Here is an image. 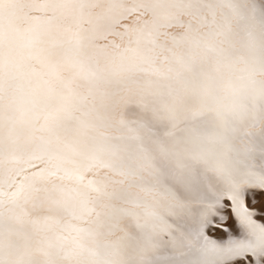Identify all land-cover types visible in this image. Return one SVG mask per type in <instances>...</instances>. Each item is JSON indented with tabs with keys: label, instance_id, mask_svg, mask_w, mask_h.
Here are the masks:
<instances>
[{
	"label": "snow or ice",
	"instance_id": "obj_1",
	"mask_svg": "<svg viewBox=\"0 0 264 264\" xmlns=\"http://www.w3.org/2000/svg\"><path fill=\"white\" fill-rule=\"evenodd\" d=\"M0 264H264V0H0Z\"/></svg>",
	"mask_w": 264,
	"mask_h": 264
}]
</instances>
